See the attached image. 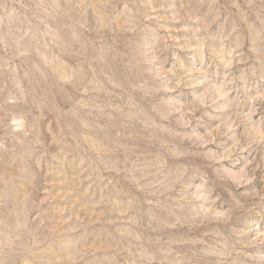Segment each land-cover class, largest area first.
I'll use <instances>...</instances> for the list:
<instances>
[{"label": "rangeland", "instance_id": "1", "mask_svg": "<svg viewBox=\"0 0 264 264\" xmlns=\"http://www.w3.org/2000/svg\"><path fill=\"white\" fill-rule=\"evenodd\" d=\"M0 264H264V0H0Z\"/></svg>", "mask_w": 264, "mask_h": 264}]
</instances>
